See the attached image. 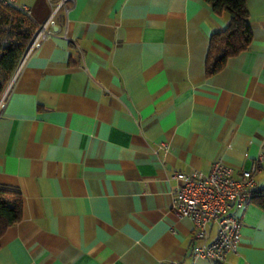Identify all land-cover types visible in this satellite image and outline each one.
Wrapping results in <instances>:
<instances>
[{"label": "crops", "instance_id": "crops-1", "mask_svg": "<svg viewBox=\"0 0 264 264\" xmlns=\"http://www.w3.org/2000/svg\"><path fill=\"white\" fill-rule=\"evenodd\" d=\"M12 6L37 27L55 13L0 111V184L22 196L0 264H215L191 256L170 175L217 160L239 174L264 153V0H246L249 47L210 76L209 38L228 17L204 0ZM255 180L264 188V160ZM232 213L241 240L221 264H264V209Z\"/></svg>", "mask_w": 264, "mask_h": 264}, {"label": "built area", "instance_id": "built-area-1", "mask_svg": "<svg viewBox=\"0 0 264 264\" xmlns=\"http://www.w3.org/2000/svg\"><path fill=\"white\" fill-rule=\"evenodd\" d=\"M12 5L15 0H3ZM26 13V7H20ZM52 11L50 17L33 32L32 38L23 53L15 75L18 73L27 57L40 45L50 33L53 23ZM6 91L0 97V111L4 106ZM163 146H166L164 143ZM264 153L257 157L250 169L235 174L233 168L222 160L215 161L209 172L194 170L190 173L173 172L170 179L176 186L171 190L172 203L170 210L178 217H188L194 222L192 233L193 244L191 256L205 258L215 264H221L226 255L236 253L241 240L242 219L233 215L234 208L245 209L251 201V196L257 187L255 173L259 168ZM215 226V236L210 240V227Z\"/></svg>", "mask_w": 264, "mask_h": 264}, {"label": "trees", "instance_id": "trees-1", "mask_svg": "<svg viewBox=\"0 0 264 264\" xmlns=\"http://www.w3.org/2000/svg\"><path fill=\"white\" fill-rule=\"evenodd\" d=\"M204 1L216 14H225L228 17L227 27L214 31L209 38L205 74L210 76L220 71L229 57L249 47L252 32L246 0ZM36 28L37 25L28 13L0 0V97L9 88ZM252 200L264 209V188H256L251 196ZM21 216L20 190L14 186L0 184V236L10 225L19 221Z\"/></svg>", "mask_w": 264, "mask_h": 264}]
</instances>
